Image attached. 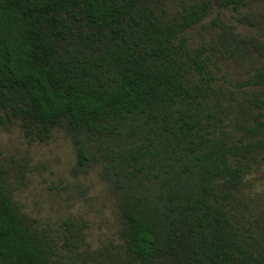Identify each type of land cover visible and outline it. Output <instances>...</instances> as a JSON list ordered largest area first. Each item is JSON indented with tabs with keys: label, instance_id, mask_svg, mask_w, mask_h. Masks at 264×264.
<instances>
[{
	"label": "trees",
	"instance_id": "trees-1",
	"mask_svg": "<svg viewBox=\"0 0 264 264\" xmlns=\"http://www.w3.org/2000/svg\"><path fill=\"white\" fill-rule=\"evenodd\" d=\"M243 5L0 0V111L28 143L63 131L72 176L99 167L120 218L118 243L97 249L84 222L36 226L0 162V264H264V202L243 193L264 166V63L236 82L238 106L216 59L242 62L255 42L220 21L208 45L186 37L213 6Z\"/></svg>",
	"mask_w": 264,
	"mask_h": 264
},
{
	"label": "rangeland",
	"instance_id": "rangeland-1",
	"mask_svg": "<svg viewBox=\"0 0 264 264\" xmlns=\"http://www.w3.org/2000/svg\"><path fill=\"white\" fill-rule=\"evenodd\" d=\"M159 1L175 8L180 1L191 0ZM246 16L252 25L236 22ZM212 21L230 26L233 33L254 41L257 46L253 49L249 45L248 58L242 62L219 60L218 55L217 59L214 58L218 60L217 85L235 92L237 105L242 106L245 97L235 89L236 82L245 79L264 63V0H244V5L236 12L213 6L208 16L186 34L191 46L208 45L216 40L219 31L210 25ZM256 112L259 111H250L252 114ZM0 162L7 171L6 178L14 201L21 213L36 226L53 228L61 220L72 219L86 225L84 238L91 249L118 243L120 218L115 201L106 185L99 180V167H91L86 174L73 177L70 170L75 157L63 131H53L46 142L28 143L17 122L6 121L0 111ZM244 182V196L262 204L264 166L253 169ZM74 186L86 189L83 197L76 196Z\"/></svg>",
	"mask_w": 264,
	"mask_h": 264
}]
</instances>
